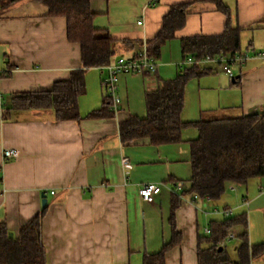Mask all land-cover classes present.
Wrapping results in <instances>:
<instances>
[{"label":"crops","instance_id":"crops-1","mask_svg":"<svg viewBox=\"0 0 264 264\" xmlns=\"http://www.w3.org/2000/svg\"><path fill=\"white\" fill-rule=\"evenodd\" d=\"M222 1L228 13L215 0H158L152 6L150 0H91L94 26L119 41L113 62L148 51V41L159 34L171 8L190 7L185 26L155 60L157 73L120 76L121 103L115 117H88L105 103L108 70L87 71V92L80 98L83 119L77 121L59 120L53 110L3 117L11 94L51 90L83 68V61L81 45L69 40L65 17L49 16L38 0L6 6L0 0V224L18 234L43 211L46 194L43 239L48 264H142L147 253L173 240L174 224L180 243L167 252V264H198L201 236L210 234L206 229L211 220L222 218L210 216L211 199L194 200L190 192L189 140L198 136L188 128L180 143L154 145L147 138L124 142L120 125L131 116L145 117L147 92L181 71L182 39L223 35L231 25L243 29L242 53L264 51V0ZM126 40L141 44L129 50L122 43ZM207 65L209 73L187 84L185 121L235 117L264 106V59L236 64L234 75ZM5 148L19 149L20 158L6 162ZM124 157L133 164L130 171L122 163ZM148 182L162 185L154 203L144 201L139 192ZM250 182L255 187L248 203L253 245L264 241V176ZM236 198L239 205L240 196ZM241 230L232 231L238 235ZM252 264H264V258Z\"/></svg>","mask_w":264,"mask_h":264},{"label":"trees","instance_id":"trees-1","mask_svg":"<svg viewBox=\"0 0 264 264\" xmlns=\"http://www.w3.org/2000/svg\"><path fill=\"white\" fill-rule=\"evenodd\" d=\"M18 1L2 0L4 6ZM38 1L47 6L49 16L67 19L69 40L79 43L82 48L83 68L72 71L69 80L56 82L51 90L11 94L3 107V117L13 119L20 112L53 110L59 120L79 121L83 119L80 98L87 92V71L91 68L104 69L113 63L119 41L108 31L94 26L96 14L91 0ZM215 1L221 11L228 13L222 0ZM189 7L173 6L165 16L159 34L148 41V54L151 58L160 59L163 46L185 26ZM242 31L240 27L229 25L223 35L182 39L183 61L200 60L208 55L217 57L241 53ZM122 43L129 50L141 44L131 40ZM180 68L181 71L174 79L147 92V115L131 116L121 123V136L124 142L147 138L154 145H162L184 142V131L196 128L198 137L189 140L192 166L190 192L202 199L220 200L230 184L247 185L251 180L264 176V106L252 113L235 117L185 121L182 115L187 84L212 69L199 63L180 65ZM112 105V99L106 93L103 106L94 109L88 117H115L117 111ZM245 199L249 203L248 198ZM46 211L47 205L14 237H11V230L6 224H0V264H48L43 239ZM173 227V240L164 243L160 251L147 253L142 264H167V252L180 243L175 224ZM237 227L242 230L237 235L239 241L234 248L237 256L235 259L228 250L227 240ZM209 228L211 233L202 235L199 241L198 264H252L256 258H264V241L253 245L250 243L247 211L211 220Z\"/></svg>","mask_w":264,"mask_h":264},{"label":"built area","instance_id":"built-area-1","mask_svg":"<svg viewBox=\"0 0 264 264\" xmlns=\"http://www.w3.org/2000/svg\"><path fill=\"white\" fill-rule=\"evenodd\" d=\"M158 2V0H150L149 5H155ZM143 21H139V24H142ZM249 59H264V51H258L254 53L253 55H248L246 53H237L231 56H217L212 57L210 55L200 59V60H193V59H187L182 61L180 65L184 64H194L199 63L201 65H207V64H216L218 65L224 72L234 75V66L236 64L245 65L246 62ZM108 74L107 77L104 80V84L107 88V93L112 99L113 107L117 110L120 103L121 98L117 92L118 90V83L120 76L123 74H137V73H145V71L149 73H157L158 72V64L155 61L154 58H151L148 54V51L145 49V51H141L136 57H127V56H120L116 61L111 63L107 66ZM3 72L0 70V79L2 77ZM21 151L16 148H5L3 150V158L7 161H12L20 158ZM122 163L127 171H130L133 168V164L131 163L130 158L124 157L122 159ZM3 167L0 166V183L3 181ZM162 191V185L160 183H144L139 187V192L141 195V198L149 203H154L156 196L159 195ZM55 193V192H53ZM200 199V196L195 194L194 200ZM210 199V198H206ZM248 201L244 199V204ZM217 214L222 215H230L233 213V209L227 208L223 209L222 211H219L218 209H215L213 211ZM207 233H211L210 228L206 229ZM237 237V234L235 232L230 233V236L228 237V240L234 239Z\"/></svg>","mask_w":264,"mask_h":264},{"label":"rangeland","instance_id":"rangeland-1","mask_svg":"<svg viewBox=\"0 0 264 264\" xmlns=\"http://www.w3.org/2000/svg\"><path fill=\"white\" fill-rule=\"evenodd\" d=\"M187 113H189V112H187ZM193 116H195V115H193ZM191 129H192V131H195V135L198 136V134H199L198 130L194 127H192ZM252 188L253 189L255 188L253 186V182H250L249 191H247V185L237 184L234 187L229 186V188L227 189V192L224 194V196L220 200H216V201L211 200L210 201V204H211L210 205L211 206L210 212H212V213H210V216H223L222 214H217V213H214L213 211L215 209L222 211L223 209H225V207L233 208L232 215H236L242 211L249 212L252 207L250 206V204H247V203L244 204V199H245V196H247V197L249 196L248 200L250 201V199L252 198V194H253ZM237 195L240 196L239 205L237 204V198H236ZM263 228H264V226H263ZM237 243H238L237 237L234 239L227 240L228 250L231 252V254L233 253L232 255L234 256L235 259L237 258V256L234 253V248L237 245Z\"/></svg>","mask_w":264,"mask_h":264},{"label":"water","instance_id":"water-1","mask_svg":"<svg viewBox=\"0 0 264 264\" xmlns=\"http://www.w3.org/2000/svg\"><path fill=\"white\" fill-rule=\"evenodd\" d=\"M47 203H48V200H47L46 194H43V207H45ZM10 235L11 237H14L15 233L11 231ZM220 250H223V247H220Z\"/></svg>","mask_w":264,"mask_h":264}]
</instances>
